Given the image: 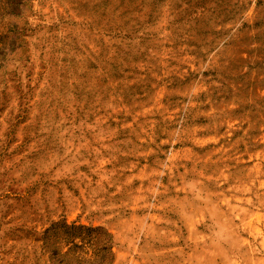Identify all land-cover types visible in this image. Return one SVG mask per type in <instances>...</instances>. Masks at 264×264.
I'll use <instances>...</instances> for the list:
<instances>
[{"label": "rangeland", "instance_id": "1", "mask_svg": "<svg viewBox=\"0 0 264 264\" xmlns=\"http://www.w3.org/2000/svg\"><path fill=\"white\" fill-rule=\"evenodd\" d=\"M103 238L264 264V0H0V264Z\"/></svg>", "mask_w": 264, "mask_h": 264}, {"label": "trees", "instance_id": "2", "mask_svg": "<svg viewBox=\"0 0 264 264\" xmlns=\"http://www.w3.org/2000/svg\"><path fill=\"white\" fill-rule=\"evenodd\" d=\"M66 228L70 231H74V230H82L84 229L83 227L81 228H73V227H69L66 226ZM89 231V229H87ZM71 237V236H70ZM69 243L71 245H74V238L71 237L69 238ZM100 244V249L98 252L94 253V257L93 260L91 261V264H104L106 262V260L109 258V256L111 257V242L109 240V238H103L102 241L99 242Z\"/></svg>", "mask_w": 264, "mask_h": 264}]
</instances>
